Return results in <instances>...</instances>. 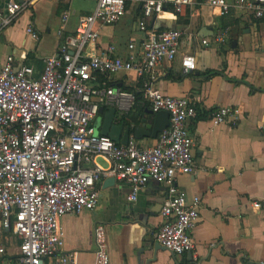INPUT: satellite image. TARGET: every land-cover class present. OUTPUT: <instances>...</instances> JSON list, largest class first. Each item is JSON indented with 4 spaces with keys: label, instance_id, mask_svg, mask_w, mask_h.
Returning <instances> with one entry per match:
<instances>
[{
    "label": "built area",
    "instance_id": "2783aa9c",
    "mask_svg": "<svg viewBox=\"0 0 264 264\" xmlns=\"http://www.w3.org/2000/svg\"><path fill=\"white\" fill-rule=\"evenodd\" d=\"M36 1L6 0L5 7L0 5V32ZM93 1L97 6L79 17L73 32L64 30L71 10H63L61 44L45 56L41 71L24 63L26 52L18 58L14 54L0 58V232L20 240L17 264H78V251L65 250L60 221L65 215L95 209L101 199L96 185L108 176L130 185L128 198L133 202L149 180L164 184L167 196L158 242L175 255L193 251L190 231L197 226L202 199L181 191L177 178L194 169L197 139L188 124L199 113L191 97L164 94L156 84L160 67L172 63L180 52L184 31L160 29L150 20L166 11L179 15L197 2L220 14L235 8L264 20V0ZM130 5L139 7L143 40L131 38L124 56L117 53L116 44L101 51L100 28L119 21ZM26 33L36 40L41 36L32 22ZM224 34L216 40L225 41ZM181 64L186 70L197 69L195 54H183ZM119 71L135 73L142 82L143 100L154 111L170 113L169 126L150 146L121 144L97 131L101 106L133 97L109 83L107 76ZM212 112L213 127L224 122L236 125L245 115L232 104H221ZM98 156L109 163L107 168L94 162ZM260 206V200L252 202L253 209ZM106 233L107 227L98 223L95 264H110ZM5 253L0 240V264H12Z\"/></svg>",
    "mask_w": 264,
    "mask_h": 264
},
{
    "label": "crops",
    "instance_id": "0c3cea01",
    "mask_svg": "<svg viewBox=\"0 0 264 264\" xmlns=\"http://www.w3.org/2000/svg\"><path fill=\"white\" fill-rule=\"evenodd\" d=\"M90 1L94 6L89 7ZM0 5L5 7L6 0H0ZM96 6L93 0L36 1L0 32V58L8 54L18 58L26 52L24 63L41 71L45 56L55 53L61 44L58 31L63 10H71L64 27L69 33L75 30L79 17L90 14ZM138 8L130 5L124 18L100 28L101 51L116 44L117 53L124 56L131 38L143 40ZM31 22L41 31L38 40L26 33ZM150 22L160 29L175 27L184 31L180 52L172 63L160 67L156 84L164 94L189 96L197 104L199 116L188 124L197 139L194 169L177 178L181 191L202 199L197 226L190 231L196 248L191 253L175 255L162 245L152 247L163 223L161 211L167 196L164 184L149 180L133 202L128 198L130 185L116 177L107 183L112 177L108 176L96 185L101 199L95 209L62 217L65 250L78 251V264H95L94 233L96 225L102 223L107 227L110 264H263L264 20L235 8L220 14L197 2L179 15L166 11ZM222 32L226 40L218 42ZM204 39L209 44H204ZM188 52L197 59L194 71L181 64L183 54ZM107 77L111 85L133 95L105 106V112L109 107L116 108V121L131 117L134 111L145 114L147 108L151 109L141 96L142 82L135 73L119 71ZM221 104L240 106L245 115L236 125L224 122L213 127L212 111ZM105 112L99 117L104 118ZM131 141L145 147L154 144L156 137ZM94 162L104 168L109 166L101 156ZM259 200V209H253L252 202ZM0 240L7 260L17 264L20 240L4 230Z\"/></svg>",
    "mask_w": 264,
    "mask_h": 264
},
{
    "label": "water",
    "instance_id": "95a60500",
    "mask_svg": "<svg viewBox=\"0 0 264 264\" xmlns=\"http://www.w3.org/2000/svg\"><path fill=\"white\" fill-rule=\"evenodd\" d=\"M104 112L105 107L101 106L99 113L102 114ZM132 114L131 117H125L120 121H116L118 116L117 110L115 107H109L100 124L96 123L97 131L102 135H110L117 142L121 141L123 144H128L131 138L140 140L146 136L156 137L158 133L169 126V122L171 121L170 113L164 110L154 111L152 108H147V113L145 114L138 111H134ZM115 179V176L109 177L107 183ZM158 244L161 245L157 241L152 247L156 248ZM189 252L191 253V251Z\"/></svg>",
    "mask_w": 264,
    "mask_h": 264
},
{
    "label": "rangeland",
    "instance_id": "374dc122",
    "mask_svg": "<svg viewBox=\"0 0 264 264\" xmlns=\"http://www.w3.org/2000/svg\"><path fill=\"white\" fill-rule=\"evenodd\" d=\"M88 5H89V7H92V6H94V3L90 1V2H88ZM127 16H128V14H127ZM124 17H125V16H124ZM124 17H123V18H124ZM128 17H129V16H128ZM127 21H128V19L126 18V22H125V23H128ZM102 118H103V117H99V119L97 120V124H100Z\"/></svg>",
    "mask_w": 264,
    "mask_h": 264
},
{
    "label": "trees",
    "instance_id": "16d2710c",
    "mask_svg": "<svg viewBox=\"0 0 264 264\" xmlns=\"http://www.w3.org/2000/svg\"><path fill=\"white\" fill-rule=\"evenodd\" d=\"M220 71H221V70H219V71H212V72L209 73V75L218 74Z\"/></svg>",
    "mask_w": 264,
    "mask_h": 264
}]
</instances>
